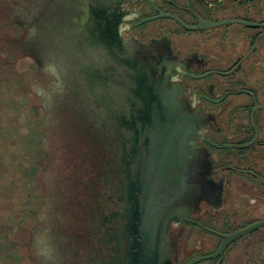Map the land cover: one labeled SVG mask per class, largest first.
Listing matches in <instances>:
<instances>
[{"label": "flooded vegetation", "instance_id": "flooded-vegetation-1", "mask_svg": "<svg viewBox=\"0 0 264 264\" xmlns=\"http://www.w3.org/2000/svg\"><path fill=\"white\" fill-rule=\"evenodd\" d=\"M2 13L24 30L46 92L59 93L43 100L48 130L63 129L72 146V176L47 188L34 231L49 264L141 262L148 231L163 264H264V0H0ZM99 32L115 36V55L137 61L142 78L177 94L175 110L201 120L181 180L166 190L157 157L133 128L113 134L90 95L79 68Z\"/></svg>", "mask_w": 264, "mask_h": 264}, {"label": "water", "instance_id": "water-1", "mask_svg": "<svg viewBox=\"0 0 264 264\" xmlns=\"http://www.w3.org/2000/svg\"><path fill=\"white\" fill-rule=\"evenodd\" d=\"M9 18L8 13L0 14V77H6L8 82L13 76H20L23 84L27 86V93L37 99L41 112L39 117L41 137L37 140V144L39 153L44 156V164L35 175L41 188L39 194L41 201L36 206L32 226L24 229L27 233V240L19 242L13 236L7 239V245H17L23 248L28 264H41L34 247V231L42 223V209L49 191L55 187L53 181L62 175H71L70 172L74 166L72 161L68 162L67 155L70 154L72 146L62 133L63 129L48 130L47 128L46 111L37 90L46 89L45 84L49 79L46 78L37 62L22 50V43L20 44L22 38L18 37L24 34V30L15 19ZM213 25L216 24L209 26ZM36 30L33 33L34 45H36V49L43 51L45 46L40 39L46 36V33L44 28ZM103 34L99 32L91 38L88 45L83 46L85 57L90 61L85 60V64H81L79 69L83 68L90 75L86 80H90L93 91V94H90L92 98L96 97L105 111L110 112L108 116L111 115L112 118L109 120V124L113 134L114 127L133 128L135 130L134 139H142L143 142L140 143L150 149V159L153 156L157 157L156 160L153 158L156 163H159V167L156 166L158 168L155 173L157 176L155 182H159L161 190H166L172 181L174 185L180 182L181 176L175 172L180 168V164H183V157L189 150L188 146L190 145V149L193 147L196 130L201 120L198 115L175 110L178 105L177 94L160 82H148L142 78L143 72L136 71L139 66L137 61L125 53L121 55L125 62L120 56L115 55L118 50L115 45V36L112 34L108 39ZM55 41V43L58 42ZM106 60L108 63H105ZM106 66L107 71L105 70ZM55 71L57 70L55 69ZM119 107L124 108L122 110ZM123 136H125V131H123ZM163 178L168 179L167 184ZM60 189L63 190L62 186ZM173 193L178 194L179 192L174 190ZM169 211H172V208ZM147 214L152 216V209L148 210ZM159 219L162 220L163 216L160 215ZM161 228L162 224L159 230ZM148 235L147 239L145 235L144 241V246H148L145 249L148 255L141 258V262L138 261L139 258H136L135 262L133 261L131 264H163L161 255L160 257L152 255L153 243L149 231ZM158 236L157 233L154 238L156 239Z\"/></svg>", "mask_w": 264, "mask_h": 264}, {"label": "rangeland", "instance_id": "rangeland-1", "mask_svg": "<svg viewBox=\"0 0 264 264\" xmlns=\"http://www.w3.org/2000/svg\"><path fill=\"white\" fill-rule=\"evenodd\" d=\"M40 115L20 76L8 82L0 77V264H28L23 248L7 245V239L27 240L24 229L32 226L41 201L35 178L44 164L37 144Z\"/></svg>", "mask_w": 264, "mask_h": 264}, {"label": "clouds", "instance_id": "clouds-1", "mask_svg": "<svg viewBox=\"0 0 264 264\" xmlns=\"http://www.w3.org/2000/svg\"><path fill=\"white\" fill-rule=\"evenodd\" d=\"M49 69H52L53 71H55L53 65H51V64H46L44 70H45L46 72H48ZM37 91H38V94L41 96V99H42V100H49V99L52 98V95L59 94V93L48 94V93L46 92V90L43 89V88H40V89H38ZM36 254H37V256L40 258L41 264H49V259H50L49 255L46 254L45 252L41 251V250L39 249V247H37V249H36Z\"/></svg>", "mask_w": 264, "mask_h": 264}]
</instances>
